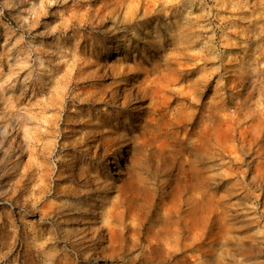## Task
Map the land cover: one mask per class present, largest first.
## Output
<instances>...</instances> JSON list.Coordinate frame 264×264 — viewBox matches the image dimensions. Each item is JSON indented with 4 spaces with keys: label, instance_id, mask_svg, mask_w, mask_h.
I'll list each match as a JSON object with an SVG mask.
<instances>
[{
    "label": "rangeland",
    "instance_id": "rangeland-1",
    "mask_svg": "<svg viewBox=\"0 0 264 264\" xmlns=\"http://www.w3.org/2000/svg\"><path fill=\"white\" fill-rule=\"evenodd\" d=\"M0 264H264V0H0Z\"/></svg>",
    "mask_w": 264,
    "mask_h": 264
},
{
    "label": "bare ground",
    "instance_id": "bare-ground-1",
    "mask_svg": "<svg viewBox=\"0 0 264 264\" xmlns=\"http://www.w3.org/2000/svg\"><path fill=\"white\" fill-rule=\"evenodd\" d=\"M116 11V10H115ZM107 17V16H106ZM115 17V16H114ZM117 17V16H116ZM113 19V18H112ZM200 48V47H199ZM204 49V48H203ZM114 53H117V51H114ZM186 54V53H185ZM186 56V55H185ZM185 58V57H184ZM187 58V57H186ZM178 61V60H177ZM126 67H121L120 69L116 70L117 72H114V79L115 80H120V79H123L124 83H120L118 86H116V88L120 89L122 86H125L127 85V82H129V80L127 81V77L129 76L128 75V70L126 71ZM115 71V69H114ZM143 73H137V77L138 79L141 78ZM160 87V86H159ZM156 88V83H155V78L153 79H149V73H146V76L144 77L143 80L139 81V83L134 86L133 89H123L122 91H126L124 92L125 95L123 97V105L128 102V99H129V93L131 94V91H135V94L136 96L134 97L135 99H143L147 93L149 91H154ZM129 91V92H127ZM112 97V95H111ZM216 114V113H215ZM210 118L211 116L210 115H207V119L205 117L204 121H203V124L202 126L200 127V131H199V135L202 137V136H205L206 134L209 135L208 139H207V143L211 146H221L222 145V142H223V139L220 135V137H218L216 135V132L215 131H212V126H211V122H210ZM143 122L145 123V126H143L144 128H148L151 126V123H149L148 121L146 120H143ZM216 122V121H215ZM221 128V126H220ZM217 132H219L218 129H216ZM214 141V143H212L211 141ZM204 143V142H203ZM203 145V144H202ZM189 146V145H188ZM204 181V180H203ZM162 210V209H161ZM163 211V210H162ZM138 212V211H137ZM193 215V214H192ZM106 216V215H105ZM198 222L195 221V220H190V218L188 219V222L186 223L187 225V229L191 230L192 229H199V225H197ZM191 227V228H190ZM167 230V229H166ZM201 233H203V230L202 229H199ZM159 233L156 234V238L154 239V241H150L149 242V246H148V250H149V253H152V251L156 248L159 247L160 243H161V239L159 238ZM97 236V235H96ZM189 245H185L184 248H188ZM200 247V246H199Z\"/></svg>",
    "mask_w": 264,
    "mask_h": 264
}]
</instances>
